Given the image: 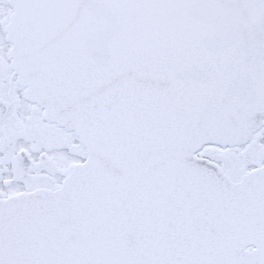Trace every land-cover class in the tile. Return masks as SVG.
<instances>
[{"label":"snow or ice","instance_id":"obj_1","mask_svg":"<svg viewBox=\"0 0 264 264\" xmlns=\"http://www.w3.org/2000/svg\"><path fill=\"white\" fill-rule=\"evenodd\" d=\"M0 264H264V0H0Z\"/></svg>","mask_w":264,"mask_h":264}]
</instances>
